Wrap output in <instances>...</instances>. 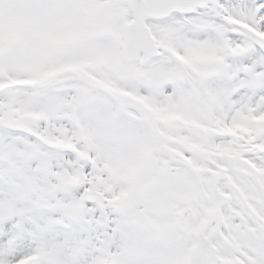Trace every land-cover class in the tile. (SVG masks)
Here are the masks:
<instances>
[{
	"label": "snow or ice",
	"instance_id": "snow-or-ice-1",
	"mask_svg": "<svg viewBox=\"0 0 264 264\" xmlns=\"http://www.w3.org/2000/svg\"><path fill=\"white\" fill-rule=\"evenodd\" d=\"M0 264H264V0H0Z\"/></svg>",
	"mask_w": 264,
	"mask_h": 264
}]
</instances>
